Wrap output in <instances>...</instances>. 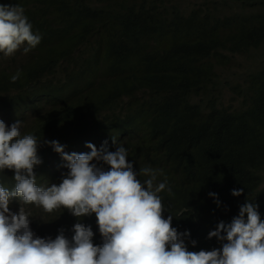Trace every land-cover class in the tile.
<instances>
[{"label": "clouds", "instance_id": "obj_1", "mask_svg": "<svg viewBox=\"0 0 264 264\" xmlns=\"http://www.w3.org/2000/svg\"><path fill=\"white\" fill-rule=\"evenodd\" d=\"M178 1L185 18L192 14L211 28L200 43L197 61L185 64L192 72L190 82L198 85L194 88L205 91L191 100L211 94L213 82L215 96L223 93L227 106L241 103L239 93L262 100L264 0ZM161 3L0 0V54L21 59L28 53V62L42 47L41 35L65 30L69 20L84 31L89 30L85 24L98 23L92 33L112 34L120 46L133 43L129 52L145 54L156 37L146 26L130 29L122 9L134 4L161 10ZM104 20L108 24L101 26ZM240 57L247 65L239 69ZM115 69L119 71L118 59ZM234 70L239 73L232 82L222 80V73ZM19 76L13 75L12 82ZM13 116L0 113V264H264V221L258 206L248 200L230 224L220 222L209 232L208 239L215 237L221 249L188 250L185 239L190 233L172 227L171 215L164 218L159 194L171 195L168 181L174 184L175 179L192 198L213 199L200 182H190L193 172L184 159L173 163L158 149L153 161L136 172L123 146L129 127L122 126L75 146L52 141L56 153L49 154L36 135L22 134V122L13 123ZM51 155L55 160H47ZM242 194L243 189L232 191L234 197ZM96 224L101 245L92 242ZM191 244L195 247L196 241Z\"/></svg>", "mask_w": 264, "mask_h": 264}, {"label": "trees", "instance_id": "obj_2", "mask_svg": "<svg viewBox=\"0 0 264 264\" xmlns=\"http://www.w3.org/2000/svg\"><path fill=\"white\" fill-rule=\"evenodd\" d=\"M122 14L130 29L146 26L156 37L149 52H129L133 43L123 47L112 34L92 33L98 23L85 24L84 31L69 20L65 30L41 35L42 47L28 62V53L21 59L0 54V113H13L22 134L36 135L49 154L56 153L52 141L75 146L122 126L129 127L123 146L136 172L158 149L173 163L184 159L193 172L190 182H200L213 200L192 198L174 179L168 181L172 194H159L163 216H172L179 233H190L189 251L221 249L215 237L208 239L209 232L220 222L230 224L247 200L264 221V98L256 102L239 93L241 103L227 106L223 93L215 96L213 82L211 94L191 100L205 91L194 88L185 64L197 61L211 28L192 14L185 18L178 0H162L161 10L133 4ZM227 41L226 33L222 42ZM234 189L243 194L234 197ZM92 242H103L97 224Z\"/></svg>", "mask_w": 264, "mask_h": 264}, {"label": "rangeland", "instance_id": "obj_3", "mask_svg": "<svg viewBox=\"0 0 264 264\" xmlns=\"http://www.w3.org/2000/svg\"><path fill=\"white\" fill-rule=\"evenodd\" d=\"M181 4H184V3L181 2ZM254 53H256V52H254ZM237 62H238L239 69L241 68V65H244V67H246V65H247V62L243 57H240ZM237 73H239L238 70H234L232 72H224V73H222L221 78H222V80L230 83V82H232L233 77L236 76L235 74H237Z\"/></svg>", "mask_w": 264, "mask_h": 264}, {"label": "bare ground", "instance_id": "obj_4", "mask_svg": "<svg viewBox=\"0 0 264 264\" xmlns=\"http://www.w3.org/2000/svg\"><path fill=\"white\" fill-rule=\"evenodd\" d=\"M175 1V0H174ZM173 2V1H172ZM176 7V6H175ZM226 101V100H225ZM115 123V122H114Z\"/></svg>", "mask_w": 264, "mask_h": 264}]
</instances>
